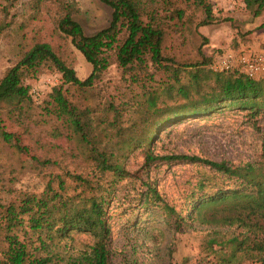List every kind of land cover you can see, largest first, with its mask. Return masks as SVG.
<instances>
[{
	"label": "rangeland",
	"instance_id": "374dc122",
	"mask_svg": "<svg viewBox=\"0 0 264 264\" xmlns=\"http://www.w3.org/2000/svg\"><path fill=\"white\" fill-rule=\"evenodd\" d=\"M209 1L214 19L210 24L199 25L204 17L200 7L190 0H170V9L164 14L162 52L165 56L178 64H194L205 55L212 60L229 49L264 51V12L254 16L243 0ZM60 2L16 0L3 11L4 3L0 0V77L36 41L49 42L79 78L90 73V64L56 27ZM75 2L78 8L75 16L86 34L108 24L111 9L107 5L99 0ZM175 9L181 10V17L173 13ZM138 77V83L130 82L113 63L90 88L81 89L64 83L61 73L47 63L35 77L25 79L30 85V105L24 102L0 111V125L13 133L16 145L15 153L0 152V260L6 248L2 206L19 202L22 194L41 192L50 179L56 186L57 175L66 179L68 193L79 191L78 183L65 176L64 171L85 174L89 168L88 147L68 136L61 124L41 109L51 89L61 84L74 105L88 108L87 113L97 118L110 119L111 113L104 109L109 101L114 102L123 109L120 120L125 125L137 116L133 109L136 101H143V92L161 83L159 75L151 80L140 71ZM165 102L171 104L173 100L168 98ZM171 153L194 154L236 165L250 162L264 168V111L249 116L244 110L226 109L166 123L155 133L149 146L123 155L124 167L132 176L120 181L111 194L108 264H261L259 258L264 250L262 253L237 251L227 241L247 235L251 241L261 240L264 244V220L250 230L237 219L220 222L234 214L230 209L233 200L205 210L199 218L191 215L180 222L164 208L168 204L185 216L181 210L193 196L214 189L215 183L226 186L233 183L202 164L156 161ZM47 158L56 160L55 165L43 163ZM146 159L155 160L148 172L143 167ZM146 180L156 185L161 201L143 203L146 185L142 181ZM203 180L208 186L201 188L199 182ZM201 218L219 221L202 222ZM245 222L251 223L253 219ZM71 235L73 239L68 242L76 250L87 249L95 239L90 233L73 231Z\"/></svg>",
	"mask_w": 264,
	"mask_h": 264
},
{
	"label": "trees",
	"instance_id": "16d2710c",
	"mask_svg": "<svg viewBox=\"0 0 264 264\" xmlns=\"http://www.w3.org/2000/svg\"><path fill=\"white\" fill-rule=\"evenodd\" d=\"M99 1L111 9V16L108 24L94 33L86 34L75 16L78 11L75 0H61V13L56 20L57 29L70 38V43L90 64V73L79 78L49 42L36 41L0 77V111L16 108L24 102L30 105V85L25 79L35 77L47 63L61 73L64 83L81 89L90 88L113 63L132 83H138L140 71L151 80L159 75L161 83L143 92V101H136L133 109L137 116L130 118L125 125L120 120L123 109L114 102L109 101L104 109L107 114L111 113L110 119L97 118L87 113L88 108L80 109L74 105L61 84L51 89L41 109L55 118L68 136L77 138L88 147L89 168L85 174L84 171H64L65 176L78 183L79 191L68 193L66 179L57 175L56 186L50 179L41 192L22 194L19 202L2 206L6 248L2 251L0 264H108L111 194L120 181L132 176L123 164L126 153L149 146L155 133L166 123L226 109L244 110L249 116L264 111V74L253 78L237 70L213 71L211 58L207 55L194 64H178L163 54L164 14L170 9V0ZM190 1L203 10L204 17L199 25L210 24L214 19L210 1ZM15 2L3 0L2 10ZM243 2L254 16L264 12V0ZM173 13L182 16L180 9L173 10ZM168 98L173 103H166ZM59 131L56 135L60 134ZM15 148L13 133L0 125V152L15 153ZM162 160L202 164L233 180L232 185L215 183L214 189L193 196L181 210L185 216L173 206L164 204L179 222L191 215L199 218L205 210L229 199L234 202L230 208L234 214L223 217L220 222L237 219L250 230L264 220L263 167L250 162L236 165L184 153L162 155L156 161ZM154 162L144 161L145 172ZM43 163L55 165L56 160L47 158ZM142 183L146 185L142 195L144 204L161 201L153 182L146 180ZM206 185L204 180L199 182L201 188ZM247 219H253V222H245ZM201 221L219 220L201 218ZM73 231L92 234L94 242L87 249H74L68 242L73 239ZM227 241L237 251L262 253L264 250L261 240L251 241L247 235ZM259 260L264 264V255Z\"/></svg>",
	"mask_w": 264,
	"mask_h": 264
},
{
	"label": "built area",
	"instance_id": "2783aa9c",
	"mask_svg": "<svg viewBox=\"0 0 264 264\" xmlns=\"http://www.w3.org/2000/svg\"><path fill=\"white\" fill-rule=\"evenodd\" d=\"M210 68L237 70L256 78L264 74V51L225 50L211 60Z\"/></svg>",
	"mask_w": 264,
	"mask_h": 264
}]
</instances>
